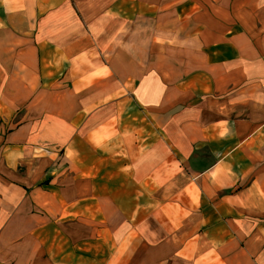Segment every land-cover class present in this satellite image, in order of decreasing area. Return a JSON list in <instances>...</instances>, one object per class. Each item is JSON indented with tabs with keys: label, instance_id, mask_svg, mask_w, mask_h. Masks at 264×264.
Masks as SVG:
<instances>
[{
	"label": "crops",
	"instance_id": "crops-1",
	"mask_svg": "<svg viewBox=\"0 0 264 264\" xmlns=\"http://www.w3.org/2000/svg\"><path fill=\"white\" fill-rule=\"evenodd\" d=\"M0 264H264V0H0Z\"/></svg>",
	"mask_w": 264,
	"mask_h": 264
}]
</instances>
